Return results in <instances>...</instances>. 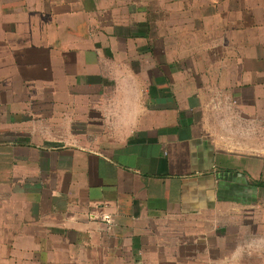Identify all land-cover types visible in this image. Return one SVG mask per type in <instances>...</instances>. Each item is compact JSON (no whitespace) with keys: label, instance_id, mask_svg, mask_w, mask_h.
Here are the masks:
<instances>
[{"label":"crops","instance_id":"1","mask_svg":"<svg viewBox=\"0 0 264 264\" xmlns=\"http://www.w3.org/2000/svg\"><path fill=\"white\" fill-rule=\"evenodd\" d=\"M0 264H264V0H0Z\"/></svg>","mask_w":264,"mask_h":264},{"label":"built area","instance_id":"2","mask_svg":"<svg viewBox=\"0 0 264 264\" xmlns=\"http://www.w3.org/2000/svg\"><path fill=\"white\" fill-rule=\"evenodd\" d=\"M102 220L105 221V222H109L110 217H105V218H103Z\"/></svg>","mask_w":264,"mask_h":264}]
</instances>
